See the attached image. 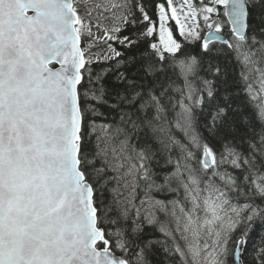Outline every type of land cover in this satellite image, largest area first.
I'll list each match as a JSON object with an SVG mask.
<instances>
[{
	"label": "snow or ice",
	"instance_id": "1",
	"mask_svg": "<svg viewBox=\"0 0 264 264\" xmlns=\"http://www.w3.org/2000/svg\"><path fill=\"white\" fill-rule=\"evenodd\" d=\"M0 264H264V0H0Z\"/></svg>",
	"mask_w": 264,
	"mask_h": 264
},
{
	"label": "rangeland",
	"instance_id": "2",
	"mask_svg": "<svg viewBox=\"0 0 264 264\" xmlns=\"http://www.w3.org/2000/svg\"><path fill=\"white\" fill-rule=\"evenodd\" d=\"M102 34V33H101Z\"/></svg>",
	"mask_w": 264,
	"mask_h": 264
}]
</instances>
